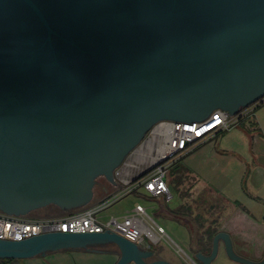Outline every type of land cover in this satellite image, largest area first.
Segmentation results:
<instances>
[{"label": "water", "instance_id": "water-1", "mask_svg": "<svg viewBox=\"0 0 264 264\" xmlns=\"http://www.w3.org/2000/svg\"><path fill=\"white\" fill-rule=\"evenodd\" d=\"M263 98L264 0H0V211L84 207L97 177L120 184L114 169L161 122ZM219 238L230 259L264 264L227 232L202 264ZM104 244L114 264H172L109 230L0 239V258Z\"/></svg>", "mask_w": 264, "mask_h": 264}, {"label": "rangeland", "instance_id": "rangeland-1", "mask_svg": "<svg viewBox=\"0 0 264 264\" xmlns=\"http://www.w3.org/2000/svg\"><path fill=\"white\" fill-rule=\"evenodd\" d=\"M257 102L255 106L253 103L243 109L246 113L242 120L247 118L243 127L238 126L239 121L237 126L209 138L211 140L200 150L193 151L175 169L167 171L165 181L172 195L169 200L165 196L151 200L137 190L119 198L124 190L122 181H134L145 175L155 163V149L163 140L154 138L150 135L151 132L147 131L143 140L114 169V180L120 184L111 182L107 190H103L104 193L98 191L84 207L109 204L116 199L99 212L100 220L105 221L111 216L124 214L140 202L155 223L163 225L168 218L166 210L186 215L194 218L197 223H202L204 230L209 229L207 235L212 239L214 236L212 237L211 231L218 227L220 222L228 221L229 226L235 225L239 229L248 230L247 238L232 242L234 251L239 255L241 251L251 253L255 239L264 236V98ZM249 108L251 109L247 110ZM253 122L258 124V131H254L250 125ZM195 184L214 191L216 198L212 208L208 197L201 194L199 199L194 200L193 196L187 193L188 186ZM160 205L164 208V213L160 211ZM177 208L175 212L173 209ZM240 212L248 214L253 223L245 224ZM67 214V211H63L61 216ZM40 215L22 217L31 219L42 217ZM164 230L170 239L159 241L153 248L165 249L180 261L185 259L186 254L196 261L167 227ZM145 242L151 244L148 238ZM20 261L21 264H114L116 259L101 252L50 251L41 256L20 258ZM213 264L244 263L231 260L220 245Z\"/></svg>", "mask_w": 264, "mask_h": 264}, {"label": "built area", "instance_id": "built-area-1", "mask_svg": "<svg viewBox=\"0 0 264 264\" xmlns=\"http://www.w3.org/2000/svg\"><path fill=\"white\" fill-rule=\"evenodd\" d=\"M240 109L235 115L226 110L214 109L211 114L200 121H163L166 125L150 133L154 138H161L155 152L157 158L152 168L134 181H122L121 196L134 190H143L153 197L171 198L169 187L165 181L167 171L187 154L194 151L202 142L213 137L219 130H226L242 119L246 113ZM246 110V109H245ZM244 110V111H245ZM250 110V109H247ZM245 116V115H244ZM106 204L100 206L81 207L60 217L27 219L0 212V239L22 240L46 232H104L114 231L126 239L138 244L156 245L159 241H168L164 228L155 223L143 205L137 204L121 216H111L105 221L99 218V212ZM149 245V243H147ZM188 264H197L190 260Z\"/></svg>", "mask_w": 264, "mask_h": 264}, {"label": "crops", "instance_id": "crops-1", "mask_svg": "<svg viewBox=\"0 0 264 264\" xmlns=\"http://www.w3.org/2000/svg\"><path fill=\"white\" fill-rule=\"evenodd\" d=\"M245 119H247V118H245ZM245 119H243V123L245 122L244 121ZM250 125L253 126L254 131L259 130L258 124L256 122L255 123L253 122ZM235 126H237V125H235ZM226 130H228V129H226ZM222 131H224V130L217 131L213 137H215V135H217V134L222 133ZM210 140L211 139H208V140L202 142L195 150H200ZM189 154H187V155H189ZM185 157H183L179 162H177L175 165H173L170 169H172V170L175 169L180 163H182V161ZM138 192H140L141 194H143L144 196L148 197L151 200H153V199L158 200L159 198H162L161 196H158V197L150 196L149 194H147L143 190H138ZM187 193H190L193 196L192 198L194 200L197 198L199 199L201 194H203V197H205V196L208 197L209 202L211 203L210 208H212V203L214 202V199L216 198L214 195V191L211 188L199 187V186H197V184L188 186ZM125 195H123V196H125ZM191 195H190V197H191ZM123 196H121L119 198H122ZM171 197H172V195H171ZM115 200H113V201H115ZM112 202H109V204L106 205L104 208L109 206ZM137 204H141V203L138 202L135 205H137ZM104 208H102L101 210H103ZM145 209H146V207H145ZM173 210L176 212V210H178V208L173 209ZM160 211L162 213H164V208L162 207V205H160ZM146 212H147V209H146ZM165 212H166V216L168 218L165 219V221L162 223L163 225H161V226L163 228L167 227L169 229V231L175 237H177L179 239V241H181L183 243V245L188 250V252L191 253V255L193 257H195V260H196L195 262L202 264L201 261L198 260L197 254H199V253L209 254L211 252V249H212L211 240L213 241V239L207 235V232L209 231V229L204 230L202 227V223H197L194 218L188 217L186 215L177 214V213H171L170 211H167V210ZM121 215H123V214H121ZM240 217L245 222V224L251 225L253 223V220H251V218L246 213L240 212ZM263 219H264V215H263ZM219 232L229 233L231 243L235 242V241L236 242L242 241V239L247 238V235H248V230L246 228L239 229L235 225L229 226L228 221L220 222L218 227H216L214 230L211 231L212 237L215 236ZM139 245L143 249H147L148 247H154L153 244L148 245L147 243H142ZM220 245L225 249V242H224L223 238H219L218 247ZM232 247H233V245H232ZM155 254H156V256H155L156 260L164 259V260H167L168 262H170L172 264H188L189 259L193 260L189 257V255L186 254L185 259L180 261L174 254H172L169 251H166L165 249H162V248H155ZM109 256L115 258L116 260L118 259V258H116L115 255H109ZM240 256H243V257L248 258L249 260H252L255 262L261 261L264 257V236H262L261 239H258V240L255 239L254 243L252 244L251 253L250 252L248 253V251H241ZM231 260H233V259H231ZM233 261H236V260H233ZM213 262H214V259L212 260L211 264H213ZM236 262H239V261H236ZM240 263H243V262H240ZM128 264H131V263H128ZM244 264H246V263H244Z\"/></svg>", "mask_w": 264, "mask_h": 264}, {"label": "flooded vegetation", "instance_id": "flooded-vegetation-1", "mask_svg": "<svg viewBox=\"0 0 264 264\" xmlns=\"http://www.w3.org/2000/svg\"><path fill=\"white\" fill-rule=\"evenodd\" d=\"M258 102H260V101H258ZM257 102V103H258ZM256 104V103H255ZM254 104V105H255ZM247 108V107H246ZM249 109H251V108H249ZM253 109H254V106H253ZM252 111V110H251ZM111 182L107 179V178H105L104 176H99V177H97V179H96V182H95V184H94V187H93V197L95 196V195H97V193H98V191H102V190H104L107 186H109V184H110ZM93 197H92V199H93ZM48 206H50V209H52V208H55V209H59L57 206H55V205H47V206H45V207H48ZM43 208V207H42ZM61 212H62V210L61 209H59ZM229 234V233H228ZM229 236H230V234H229ZM223 243V242H222ZM142 248V247H141ZM142 250H143V252L145 253V255H146V258H145V260L147 261V262H153V261H155L156 260V254H155V248H153V247H148L147 249H143L142 248ZM58 251H66V252H76V251H78V252H101V253H104L105 255H115L116 256V258H118L119 257V255H120V252H119V250H118V248H117V246L116 245H114V244H104V245H97V246H92V247H89V249L87 250V249H83V248H81V249H60V250H58ZM48 252H50V251H48ZM47 253V252H46ZM38 256H41V255H38ZM197 264H199V263H197Z\"/></svg>", "mask_w": 264, "mask_h": 264}, {"label": "trees", "instance_id": "trees-1", "mask_svg": "<svg viewBox=\"0 0 264 264\" xmlns=\"http://www.w3.org/2000/svg\"><path fill=\"white\" fill-rule=\"evenodd\" d=\"M243 125H244V123H243V120L241 119L240 122L238 123V126L243 127ZM62 212L59 209H55V208L50 209V206H48V207L36 209V210L30 212L28 215L31 216L32 214L33 215L41 214L40 216H42L43 218L60 217ZM42 217H35V218H31V219H38V218H42ZM0 264H21V261H20V259H15V258H0Z\"/></svg>", "mask_w": 264, "mask_h": 264}, {"label": "bare ground", "instance_id": "bare-ground-1", "mask_svg": "<svg viewBox=\"0 0 264 264\" xmlns=\"http://www.w3.org/2000/svg\"><path fill=\"white\" fill-rule=\"evenodd\" d=\"M166 124L165 123H160L156 128L155 131H159V129H161L162 127H164Z\"/></svg>", "mask_w": 264, "mask_h": 264}]
</instances>
